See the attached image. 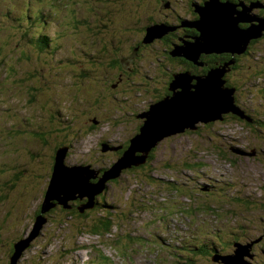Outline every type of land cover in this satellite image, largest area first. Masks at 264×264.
<instances>
[{"label": "rangeland", "instance_id": "obj_1", "mask_svg": "<svg viewBox=\"0 0 264 264\" xmlns=\"http://www.w3.org/2000/svg\"><path fill=\"white\" fill-rule=\"evenodd\" d=\"M29 1H32L30 6L27 5L28 0H0V61L5 57L13 67L8 77L5 71L8 67L0 70V75L4 76L2 80L5 77L6 80H18L22 77L29 80L32 77L35 82L41 80L48 85L46 96L54 97L55 103H58L49 106V109L75 110L76 121L68 122L67 126L72 124L74 129L81 127L82 132L76 135L77 131L67 129L68 127L54 131L62 132L63 141L72 144L67 157L68 163H83L93 169L112 165L125 149L121 155H117L114 150L102 152L101 143L111 142L113 145L115 139L126 141L128 137L137 134V127L144 124L147 118L139 117L140 115L135 117L132 113L137 115L149 103L155 102L157 96L164 95V82L170 80L171 73L166 72L170 59L168 56L161 59L163 52L158 50V45L153 46V49L148 48L135 64V70H142L133 74L132 78L129 79L128 76L119 82V91L127 97H114V101L105 100L106 97L98 99L103 86H109L107 80L110 73H104L100 68L98 73L96 70L88 71L94 79L88 78L90 80L87 82L83 80V85L79 87L73 81L70 69L80 72L89 66L97 67L96 64L104 60L101 59L100 52L102 54L106 51L111 40L114 44L115 41L122 40L123 45L130 46L131 39L141 32L138 28L149 24V21H145L148 17L157 21L154 24L166 25L164 22L169 20L171 26H176L181 19L195 21L189 4L192 3V8L196 11L193 3L202 0H124L125 5L122 3L121 8L128 12L121 19L117 17V13L114 14L116 9L112 4H120V0H110L106 6L102 5L103 0L57 1L54 23L43 29L57 47L54 50L50 46L46 52L40 53L27 52L30 50L21 45V31L4 20L8 11L13 12L12 16L23 17V13L30 11L31 7L33 10L34 7H41V0ZM258 10L259 8H255L251 13L259 15ZM72 16L80 22L73 21ZM109 19L117 22L112 23L110 28L106 27L110 25ZM61 23L64 34L59 37ZM245 23L247 22H241L242 25ZM104 27L109 30L101 35L100 29ZM24 30H28V27L22 31ZM31 31H34V27ZM174 31L175 29L169 30L162 37L167 38ZM173 34L176 36L178 33ZM116 46L120 47L121 43L115 45V49ZM256 48L259 49L241 58L233 72L227 64L217 68L225 69L222 79L229 88L234 89L232 91L238 97L237 103L252 114L264 116V39L256 44ZM154 58L160 59L159 65L150 64L149 61ZM259 71H263L262 74ZM47 74L49 77H46ZM114 77L117 79L116 73ZM32 84L34 83L31 82ZM16 86L13 88L11 85L5 93H0V144L8 141L6 133L9 134L13 128L22 129L24 119H32L35 125L48 120L47 116H43L44 113L37 115V107L27 101L31 93L30 85ZM74 89L83 90L89 96L92 94L90 101L95 98L94 104L98 103L100 108L92 107L89 110L91 102L75 97ZM109 93L111 97V91ZM169 94L172 95V92L169 91ZM102 112H107L106 116H101ZM95 116H99L100 126L86 135L87 121ZM196 124L199 129H188L158 141L149 155L147 166L137 173L138 176L122 172L116 177L117 183H110L114 177L108 178L104 198L111 204V209L86 208V214L79 219L74 218L77 215L75 212L66 209L63 213L56 212L50 217L43 214L41 219L34 220V216L29 214H34L32 210L36 202L26 203L28 214L18 216L22 220L14 229L20 228L30 236L39 228V235L22 252L21 257H17L18 262L225 264L218 263L223 254L232 252L235 255L238 245L251 244L248 253L244 255V261L264 264V127L261 123H246L237 119H215L206 125L201 121ZM35 160L42 165L44 157ZM188 161L194 164L188 166ZM3 163L4 161H0V170L4 168ZM167 163L171 164L170 169H167ZM148 172L154 180H148ZM173 178L177 179L175 183ZM39 180L42 181V177ZM99 182L96 181L97 184ZM76 195L79 196V193ZM80 201L81 199L69 200L68 204L79 205ZM5 208L1 203L0 209L4 211ZM106 213L121 217V221L117 223L118 228L112 233H93V222H97L96 218L99 216L105 219L102 216ZM64 219L69 220L68 225L59 226V221ZM85 222L88 225L86 229L78 230L80 224ZM211 243L225 247L224 252L216 253L218 258L214 257L212 260L205 254L204 248L200 249ZM3 263L1 260L0 264Z\"/></svg>", "mask_w": 264, "mask_h": 264}, {"label": "trees", "instance_id": "obj_2", "mask_svg": "<svg viewBox=\"0 0 264 264\" xmlns=\"http://www.w3.org/2000/svg\"><path fill=\"white\" fill-rule=\"evenodd\" d=\"M57 1H62V0H41L42 4L39 9H36L34 7L33 10L31 7L30 11H28L27 13L26 12L23 13V17L12 16L14 15L12 11H8L7 12L8 15L4 17L5 23H7L8 25H10L15 29H18V31H21L20 32L21 34L20 41L22 42L21 45H23L22 46L23 48H28L30 50L27 52H32V51H38L39 53L41 51L46 52L50 46H52L54 50L56 49L57 46H54L53 40L48 34H45V32H43V29L49 28L52 25V23H54L53 17L57 14V7H58V4L56 3ZM120 1H121L120 4H118L117 2L112 3L116 9L114 14L117 13V17H119V19H121L122 17H126L124 14L128 12L121 8L122 7L121 4L124 3V0H120ZM205 1L208 0H202L199 1L198 3L199 5H204ZM229 1H232L236 4H238L237 2H242L245 5L257 3L259 8L258 14L264 17V0H229ZM31 3L32 1L28 0L27 5L30 6ZM109 3L110 0L102 1V5L104 6L108 5ZM189 6L191 12L193 11V16L195 17V19H198L200 15L198 12L193 10L192 3H190ZM164 7L166 6L164 5ZM48 16L51 17V20L50 17ZM71 18L73 21H76L74 16H72ZM109 21H110V25L106 26L109 28L111 27L112 23L115 24L117 23L114 22V19H109ZM145 21H149V24L145 27L141 26L138 28V30L141 32L138 33L136 37L131 39L130 46L127 44L123 45V43L121 42L122 40H120V42L115 41V44L111 40L110 46L105 48L106 51L102 52V54L99 51L101 59L104 60L103 62L97 63L96 64L97 67L89 66L87 69L85 70L83 69L84 71L81 69L80 72L76 69L73 70L70 69V73L72 74L71 77L73 78V81L78 83L79 87H81V85H83V80H86L87 82L90 79H94L91 78L93 76L89 75L88 71L91 72L92 70H96V73H98L100 68L101 71L103 70L102 72L104 73L107 72L108 74L110 73L109 74L110 76L108 77L107 80L109 86L104 87L102 85L103 88L99 92L98 99L102 100V98L106 97L105 100L112 99L114 101V97H117L116 99H118L119 97H127L122 95L123 93L119 91V87H118L119 82L123 81L124 79H127L128 76L129 79L132 78L133 74L142 70V69L140 70L136 69L135 72H133V70L131 71V69H133V67L135 66L136 62L145 55V52L147 51L148 48L152 47L153 49L154 48L153 46L158 45L159 46L158 50H162V52L167 51L165 57L163 54L161 56L162 57L161 59L164 60V58H167V56L170 59V61H168L167 64L168 66L166 68V72L171 73L169 75H170V80L172 82V80L174 79V74L178 73L180 68L187 69L193 75H199V74L207 73L209 69H214L217 68V66L219 65L234 61L233 64L229 65L230 71L233 72L234 70H236L237 65L240 64L239 62L241 58L249 55V53L252 51L258 50L259 48H256V44H258L260 40L264 39V35H263V37H260L259 39L252 40L248 46V49L243 55H232L225 52L211 53V54L204 53L202 54L200 61L203 62L205 65L199 66L184 56H173L171 54V52L174 50L173 47L176 43L182 45L183 39L184 40L188 39L185 38V36L182 37L183 34L198 36L199 35L198 29L189 26H184L186 29L176 27L174 32H177L178 35L173 36L171 39H164L165 38L164 36L160 38H155L152 42L146 43L145 39L148 33L147 29L150 26L155 25L154 23H156L157 21L155 20L156 21L155 22L154 19H152L151 17H148ZM29 22L31 28L29 26ZM77 22L80 21H76V23ZM170 23L171 22L169 20H166L164 22V24L168 26H171ZM60 25L61 27L58 33L59 37H61L64 34V30H63L64 26L62 23ZM249 25H251V22H247L244 25L241 24L240 26L242 28H247ZM25 26L28 27V30L22 31L23 28H26ZM97 26L100 27V25ZM33 27H34V31L32 32L31 29L33 30ZM109 28L105 29L104 27L103 29H100L101 35L102 32L109 30ZM94 43L96 44L95 41ZM119 43H121V46L120 47L116 46L115 49L114 46ZM23 54L27 55L26 52H23ZM159 60L160 59L154 58L151 59L149 62L152 66L155 63L159 65ZM69 64L72 65V63L70 62ZM5 66L8 68H6ZM3 67L6 68L5 71H7L8 74L7 77H8L10 72L13 70V67L5 57H3L2 60L0 61V70H3L2 69ZM148 68L151 69L150 67ZM259 72L262 74L263 71H259ZM115 73L117 79L114 77ZM166 74L167 73H164V75ZM32 76H34V74ZM3 77L4 76L0 75V89H1L0 93H5L6 90H9L8 87H10L11 85L13 86V88H16L17 87L16 85L28 84L31 87L30 89L31 93H29L27 101L30 104L37 107V110L35 111L37 115L39 113H44L43 116L48 117L47 121L45 122L41 121L40 124L38 125H35L32 119H24L22 121L24 124L22 125V129L18 127L13 128L9 134L6 133L8 141H2L1 142L2 145L0 144V161H4L3 163L4 168L0 170V205L1 203H3L6 207L4 211L0 209V225L2 227L0 229V261L2 260L4 262L3 264H12L11 259L16 252V246L18 242L24 236L28 235L27 232H24L22 229L20 230V228L14 229V227L17 228L20 225V221L22 220V218H19L18 216L23 213L24 214L27 213L26 203L36 202V205L32 210L34 214H29L31 216L32 215L34 216L33 218L34 220H36L38 217H41L43 214H48L50 217V215L57 214L56 212L63 213V211L66 209L67 210L70 209L71 211L75 212L77 215L74 218L79 219L86 214V210L82 212L80 206L87 203L88 198L85 197L81 199L79 205L75 203H71L70 206H72L73 208L72 207L65 208L64 205L61 204L55 198L54 199L50 198V200L48 201V204L50 205L48 209H47L48 204L45 203L46 199L49 196V189L51 187L54 166L57 159V152L60 149H68L67 152V157H68L69 152L72 149V144H70L67 141H63V139L61 138L63 136V134H61L62 132L54 133V131L56 129H63L68 127L67 129H72V131H77L75 133L76 135L77 134L79 135L82 132L81 127H77V129H74L72 124L67 126L68 122L73 123L76 121V118H74L75 110L73 108L70 109L60 108L57 110H51V107L49 109V106L58 105V103H55L56 100L54 97L46 96L47 94L46 88L48 87V85L41 82V80L40 81L37 80V82H35L33 81L32 77L30 80L25 79L23 77L18 79L19 81L16 79L15 81L12 78L11 80H6L7 77H5L4 80H2ZM46 77H49V75L47 74ZM170 80L164 82L166 84V86H164L163 88L165 93L164 95L162 94L161 96L156 95L158 98L156 101L158 100L161 101L164 97L169 96V90L171 84ZM31 82L34 84L31 85ZM131 83L132 82H130V84ZM227 85L228 84L226 83V86ZM108 91L109 92L111 91L112 94L111 97ZM73 93H75V97H77L79 100H85L91 102L89 105V110L92 107H94L95 109L100 108L98 106V103L94 104L95 98L92 101H90V97L92 96V94L89 96L88 93H85L83 90L81 91L79 89L78 90L74 89ZM234 98H235V105L241 110V112H243L244 118H240L238 115L229 112L223 114L221 120L226 121L228 119H237L239 121H243L246 123L256 122L258 124L261 123V125L264 127L263 115L257 116L255 114L250 113L247 109H244L237 103L238 97L236 95L234 96ZM132 101L135 104L134 100ZM133 113L135 114V112ZM106 114L107 112H104V114L102 112L101 116H106ZM114 121H116V119H114ZM86 126H87L85 130L86 135L91 133L95 129L99 128L100 126L99 116L98 118L96 116L90 117L89 120L87 121ZM140 127L139 130L137 129L138 132L140 131ZM134 136H130L128 138H130L131 140ZM130 140L129 142H125L126 143L124 147L125 149H127V147L130 145ZM44 151H46L47 154H45ZM116 154L120 155L121 153L116 152ZM43 157H44V161L42 165L38 164L35 159L43 158ZM147 164H148V159L145 163L141 164L140 166H133L131 168L123 170L122 172L126 173L127 175L132 174L134 176L135 175L138 176L137 173L140 172L145 166H147ZM191 164L194 163L189 162L187 165L191 166ZM165 165L167 169H170L171 164L167 163ZM39 177H42V181L41 180L38 181ZM147 178L148 180H154L152 176L149 174V172L147 173ZM97 180L98 178L91 179V182L95 183ZM117 181L118 178H115L112 181H110V183H117ZM172 181L175 183L177 179L173 178ZM175 188H176L175 191H177L178 188L176 186ZM214 189L217 190L216 188ZM37 202L39 203L37 204ZM95 203L96 206L94 208H91V210L92 209L95 210L97 208L98 209L100 208L101 210L107 208L111 209L110 207L111 204L106 202L103 192L95 197ZM110 213H112V210H110ZM102 217H105V219L100 218L99 216L98 218H96L97 222H93L94 224V227L92 228L93 233H98V232L112 233L114 230L118 228L117 223L121 221V217L120 216L118 217V214L114 215V214L106 213L105 216ZM68 222L69 220H65V219L63 221L60 220L58 225L65 226L68 225ZM87 226L88 225L86 222L80 224L78 230H85ZM13 231H17L18 233L14 234ZM214 241L217 240L214 239ZM211 244H207L206 246L200 247V249L202 250V248H204L203 251H205V254L207 253L212 260V258L215 257L216 253H223L225 247H218L214 243ZM262 245L264 246V243H262ZM20 263L21 262H19V264ZM218 263L221 262L218 261Z\"/></svg>", "mask_w": 264, "mask_h": 264}, {"label": "water", "instance_id": "obj_3", "mask_svg": "<svg viewBox=\"0 0 264 264\" xmlns=\"http://www.w3.org/2000/svg\"><path fill=\"white\" fill-rule=\"evenodd\" d=\"M199 19L185 20V26L198 29V36L183 39L182 45H174L171 52L173 56H184L199 66L205 64L200 61L202 54L229 53L232 55L244 54L250 41L259 39L264 34V17L251 13L258 8L257 3L245 5L236 4L229 0H208L204 5L193 3ZM241 22H251L247 28H242ZM175 29L174 26L155 24L147 29L146 43L160 38L167 31ZM234 61L226 63L233 64ZM225 64V65H226ZM225 69H209L205 74L193 75L189 71L174 74L170 84L172 95L164 97L161 101L149 104V108L139 117L147 118L141 125L140 131L130 140V145L125 149L117 162L109 165L101 174L98 168L86 164H70L67 162L68 149H60L54 166L49 196L46 204L51 199H57L65 208H70L69 200L87 197V203L80 206L84 212L86 208L96 206L95 197L104 192L108 178L120 176L123 170L133 166H140L149 158L150 152L158 141L164 137L182 133L185 130H196L197 122L210 123L215 119H222L223 114L232 112L244 118L243 112L235 105L234 89L226 86L222 79ZM233 90V91H232ZM144 143H151L146 146ZM145 147V148H142ZM119 150L108 142L102 144V152ZM138 152L143 153L140 155ZM59 156L61 159H59ZM100 181L99 184L91 179ZM79 193V196L76 195ZM47 205V209L49 208ZM46 211V210H45ZM41 219L38 217L37 219ZM39 228L32 234L24 236L16 246V252L11 259L12 264H19L17 257L39 235ZM251 244L238 245L235 255L227 254L222 257L225 264H250L244 261ZM218 257V256H217Z\"/></svg>", "mask_w": 264, "mask_h": 264}, {"label": "flooded vegetation", "instance_id": "obj_4", "mask_svg": "<svg viewBox=\"0 0 264 264\" xmlns=\"http://www.w3.org/2000/svg\"><path fill=\"white\" fill-rule=\"evenodd\" d=\"M198 4V3H197ZM192 13V12H191ZM260 15V14H259ZM196 20V19H195ZM185 20H179L178 21V23L176 24V26H174L175 28L176 27H179V28H183V29H186L184 26H185V22H184ZM183 29H181V30H183ZM178 35V34H177ZM170 36H175L173 33H171V35ZM167 37V38H164V39H169V38H171V37ZM185 36V38H188V37H191V36H193V35H190V34H183V36L182 37H184ZM136 48H138V47H136ZM162 54H167V51H163V53ZM135 67V66H134ZM133 67V69H131V71L133 70V72H135V68ZM182 71H188L187 69H182V68H180L179 69V72H182ZM190 72V71H189ZM170 91V90H169ZM150 104V103H149ZM149 104H148V107L146 108V109H142L141 110V112H139L138 114L140 115L141 113H143V112H145L148 108H149ZM138 114L136 115V114H132L133 116H137L138 117ZM141 125V124H140ZM140 125L138 126V130H139V127H140ZM137 129H136V133H138V131H137ZM199 129V128H198ZM129 140H130V138H127L126 139V141H121L120 139H115L114 140V144L112 145V143L111 142H108L109 144H111L113 147H120L121 148V150H119V151H115V153L117 152V153H122L123 152V150L125 149L124 147H125V145H126V143L125 142H129ZM123 148V149H122ZM110 151H112V150H109V151H107V153L108 152H110ZM121 151V152H120ZM121 155V154H120ZM110 164H107L106 166H104V167H101V168H98V169H100L102 172H101V174L100 175H102L103 174V171L109 166ZM103 194H105V191L103 192ZM72 207V206H71ZM73 208V207H72Z\"/></svg>", "mask_w": 264, "mask_h": 264}, {"label": "bare ground", "instance_id": "obj_5", "mask_svg": "<svg viewBox=\"0 0 264 264\" xmlns=\"http://www.w3.org/2000/svg\"><path fill=\"white\" fill-rule=\"evenodd\" d=\"M143 117V116H142ZM197 129V128H196ZM22 255V254H21Z\"/></svg>", "mask_w": 264, "mask_h": 264}]
</instances>
